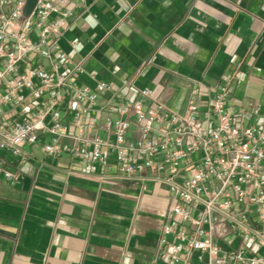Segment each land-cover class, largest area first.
<instances>
[{
	"label": "built area",
	"instance_id": "built-area-1",
	"mask_svg": "<svg viewBox=\"0 0 264 264\" xmlns=\"http://www.w3.org/2000/svg\"><path fill=\"white\" fill-rule=\"evenodd\" d=\"M80 1L38 0L25 16L26 0H0V152L23 164L39 146L124 177L151 172L172 196L152 264H193L195 253L209 264H264V105H233L235 79L204 111L191 100L183 114L145 88L125 100L107 82L81 83L83 65L60 44ZM0 177L18 179L1 163Z\"/></svg>",
	"mask_w": 264,
	"mask_h": 264
},
{
	"label": "crops",
	"instance_id": "crops-1",
	"mask_svg": "<svg viewBox=\"0 0 264 264\" xmlns=\"http://www.w3.org/2000/svg\"><path fill=\"white\" fill-rule=\"evenodd\" d=\"M60 44L83 65L81 83L107 82L125 100L145 88L175 112L191 100L204 111L235 79L233 105H264V0H81ZM26 152L23 164L0 152L18 176L0 177V264H152L172 202L167 184L69 152ZM197 256L193 264H209Z\"/></svg>",
	"mask_w": 264,
	"mask_h": 264
},
{
	"label": "water",
	"instance_id": "water-1",
	"mask_svg": "<svg viewBox=\"0 0 264 264\" xmlns=\"http://www.w3.org/2000/svg\"><path fill=\"white\" fill-rule=\"evenodd\" d=\"M38 0H26V6L24 9V15L28 16L35 8Z\"/></svg>",
	"mask_w": 264,
	"mask_h": 264
}]
</instances>
